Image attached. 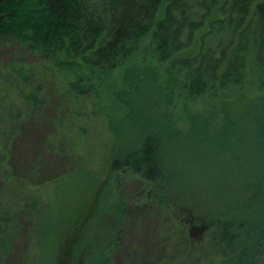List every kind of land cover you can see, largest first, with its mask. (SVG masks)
Segmentation results:
<instances>
[{"label":"trees","instance_id":"obj_1","mask_svg":"<svg viewBox=\"0 0 264 264\" xmlns=\"http://www.w3.org/2000/svg\"><path fill=\"white\" fill-rule=\"evenodd\" d=\"M0 37L48 60L58 92L94 97L121 125L136 117V91L155 84L160 116L139 121L137 141L118 146L111 169L159 182L168 195L169 185L184 181V167L165 161L168 142L224 137L237 141L238 161L247 150L242 138L264 139V0H0ZM17 73L29 87L28 116L35 115L48 81L35 83L25 68ZM255 177L250 192L259 194L264 178ZM149 206L164 245L148 264H176L192 231L161 202ZM234 209L211 220L208 240L220 253L189 264H264V217L251 222ZM202 218L194 224L206 226ZM21 228L19 214L0 205V264ZM69 258L64 263L74 264Z\"/></svg>","mask_w":264,"mask_h":264},{"label":"rangeland","instance_id":"obj_2","mask_svg":"<svg viewBox=\"0 0 264 264\" xmlns=\"http://www.w3.org/2000/svg\"><path fill=\"white\" fill-rule=\"evenodd\" d=\"M20 68L35 83L48 81L41 91L44 106L35 115L28 116L29 87ZM53 80L48 60L0 37V205L18 213L22 225L5 264H63L67 256L74 264H148L164 245L152 201L192 231L193 241L176 264L220 253L208 240L214 217L233 208L251 222L264 217V191L250 192L248 183L250 175L264 178L263 138H242L247 150L238 161L237 141L224 137L168 142L165 161L184 167V181L168 186L169 195L180 194L174 199L159 182L111 169L118 146L137 141L139 121L160 116L153 107L155 84L148 80L136 91V117L121 125L107 118L110 106L89 95L58 92ZM197 217L206 226L194 224Z\"/></svg>","mask_w":264,"mask_h":264}]
</instances>
